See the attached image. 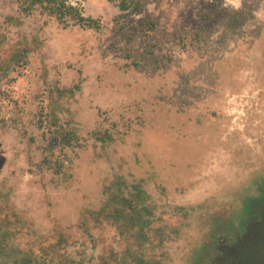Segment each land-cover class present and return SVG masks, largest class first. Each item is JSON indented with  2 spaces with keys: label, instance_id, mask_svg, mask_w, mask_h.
<instances>
[{
  "label": "rangeland",
  "instance_id": "1",
  "mask_svg": "<svg viewBox=\"0 0 264 264\" xmlns=\"http://www.w3.org/2000/svg\"><path fill=\"white\" fill-rule=\"evenodd\" d=\"M70 1L101 28L0 0V261L219 264L264 187V0ZM55 128L79 138L50 157L61 175L43 163ZM119 180L163 243L93 219Z\"/></svg>",
  "mask_w": 264,
  "mask_h": 264
},
{
  "label": "trees",
  "instance_id": "2",
  "mask_svg": "<svg viewBox=\"0 0 264 264\" xmlns=\"http://www.w3.org/2000/svg\"><path fill=\"white\" fill-rule=\"evenodd\" d=\"M129 5L127 1L121 4V10H127ZM20 10L23 14H30L35 10H40L43 14L55 18L64 27L79 26L83 29L101 28V23L98 19L91 16H86L84 10L79 5H75L70 0H21ZM50 134L48 145L43 150L45 157L43 163L47 165L55 174L61 175L64 172L63 164L50 159L52 154L59 148H71L79 145V138L73 132L59 130H49ZM117 188L108 186L104 193L106 198L98 210L92 212L93 219L96 222L108 221L117 225L119 234L128 244L134 243L138 246H143L147 243H152L155 239L159 243H163L166 239L165 226L155 227V210L151 205H147L144 192L134 186V190L130 194H126L124 183L120 180L117 182ZM184 211V208H179ZM235 238V237H234ZM236 239V238H235ZM67 239L63 236L58 238L57 243L52 245V248L57 246H66ZM125 255L127 260L121 261L114 258V264H155L141 256L135 255L131 250H127ZM53 262V261H52ZM0 264H6L0 261ZM13 264H52L47 260L38 261L28 257H24L22 261ZM105 264H113L110 260Z\"/></svg>",
  "mask_w": 264,
  "mask_h": 264
},
{
  "label": "flooded vegetation",
  "instance_id": "3",
  "mask_svg": "<svg viewBox=\"0 0 264 264\" xmlns=\"http://www.w3.org/2000/svg\"><path fill=\"white\" fill-rule=\"evenodd\" d=\"M258 191L259 198L248 202L246 214L239 217L241 226L221 247L215 248V252L220 256L219 264H264V187ZM248 234H252L251 240L245 243L244 238ZM203 262L216 264L212 262L210 255Z\"/></svg>",
  "mask_w": 264,
  "mask_h": 264
}]
</instances>
